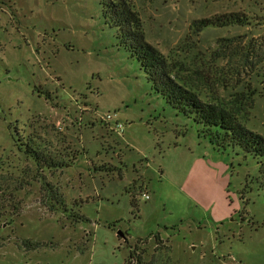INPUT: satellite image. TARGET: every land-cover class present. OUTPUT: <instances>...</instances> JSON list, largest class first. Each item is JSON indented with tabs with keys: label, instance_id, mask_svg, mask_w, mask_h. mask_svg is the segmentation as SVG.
I'll list each match as a JSON object with an SVG mask.
<instances>
[{
	"label": "rangeland",
	"instance_id": "rangeland-1",
	"mask_svg": "<svg viewBox=\"0 0 264 264\" xmlns=\"http://www.w3.org/2000/svg\"><path fill=\"white\" fill-rule=\"evenodd\" d=\"M102 1L0 0V212L18 206L0 264H124L129 249L145 264H264L256 161L218 152L152 89ZM134 6L174 78L264 136V0ZM226 14L251 26L192 30ZM32 136L64 166L23 154Z\"/></svg>",
	"mask_w": 264,
	"mask_h": 264
},
{
	"label": "trees",
	"instance_id": "trees-1",
	"mask_svg": "<svg viewBox=\"0 0 264 264\" xmlns=\"http://www.w3.org/2000/svg\"><path fill=\"white\" fill-rule=\"evenodd\" d=\"M102 6L113 26L118 29L119 43L124 45L126 50L130 51L140 64L147 76V80L152 85V89L161 95L175 112L201 125L202 128L199 130V135L207 139L210 145L218 152L232 151L236 152L237 155L242 154L244 157L253 158L258 166V184L264 194V136L248 129L238 119L235 110L228 109L219 103L201 99L191 86L189 87L185 82L174 78L166 58L145 41L142 23L135 9L134 0H103ZM230 26H251V18L240 14L215 15L194 22L191 27L195 33L209 27L227 28ZM247 53H256L255 46L249 45ZM256 56H258L257 53ZM260 60L264 61V57L260 56ZM103 122L105 123L104 119ZM106 123L109 124V122ZM44 142L47 143L46 140ZM18 148L42 170H52L64 166L62 162L57 160V156L61 154H52L46 150L42 147L39 139L34 136L28 139L25 144L19 145ZM101 169L107 170L109 168L101 167ZM110 170H112L111 167ZM48 188L51 189V186L48 185ZM56 202L59 203L60 201L56 200ZM17 215L18 206L13 204L11 215H8V217H5V214L0 212V221L5 220L7 225H11ZM72 218V222L76 224L89 222L85 216L73 214ZM154 237L158 242V246L161 243L159 233L155 234ZM168 242L167 240L166 243ZM124 264L145 263L140 253L134 249H129V254Z\"/></svg>",
	"mask_w": 264,
	"mask_h": 264
},
{
	"label": "built area",
	"instance_id": "built-area-1",
	"mask_svg": "<svg viewBox=\"0 0 264 264\" xmlns=\"http://www.w3.org/2000/svg\"><path fill=\"white\" fill-rule=\"evenodd\" d=\"M103 119L105 122H110L113 119V117L111 115H106ZM111 128L118 135L122 132L121 125L117 123L116 121L114 122L113 127ZM142 196L145 200L149 198L147 194H143Z\"/></svg>",
	"mask_w": 264,
	"mask_h": 264
},
{
	"label": "water",
	"instance_id": "water-1",
	"mask_svg": "<svg viewBox=\"0 0 264 264\" xmlns=\"http://www.w3.org/2000/svg\"><path fill=\"white\" fill-rule=\"evenodd\" d=\"M118 235L121 236V237H123V235L120 232H118Z\"/></svg>",
	"mask_w": 264,
	"mask_h": 264
}]
</instances>
